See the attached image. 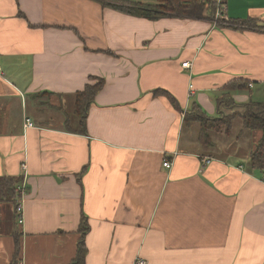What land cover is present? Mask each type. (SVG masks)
I'll return each instance as SVG.
<instances>
[{
  "label": "crops",
  "instance_id": "0c3cea01",
  "mask_svg": "<svg viewBox=\"0 0 264 264\" xmlns=\"http://www.w3.org/2000/svg\"><path fill=\"white\" fill-rule=\"evenodd\" d=\"M212 1L227 20L264 21V0ZM224 24L98 0H0V175L25 183L21 225L0 200V264H73L83 214L81 264H264V170L248 159L262 130L236 118L204 146L199 124L154 91L211 116L235 79L251 82L231 90L237 102L263 98L264 30ZM97 78L76 131L75 92Z\"/></svg>",
  "mask_w": 264,
  "mask_h": 264
},
{
  "label": "trees",
  "instance_id": "16d2710c",
  "mask_svg": "<svg viewBox=\"0 0 264 264\" xmlns=\"http://www.w3.org/2000/svg\"><path fill=\"white\" fill-rule=\"evenodd\" d=\"M102 5L115 7L125 13H131L141 17L150 19H158L162 16H182L200 18L214 13L216 8L215 1L212 0H155L153 3L139 2L135 0H98ZM236 29H263L264 21L258 18H247L239 21L234 18L224 24ZM104 78H97L96 82H89L82 90L75 92L74 114L79 118V127L76 131H86V116L89 110V104L94 100L97 92L103 87ZM250 81L247 79H235L231 81L225 88L228 90L225 95L218 98L217 103L220 105L219 113L216 116L209 115L202 110L199 104H193L189 110H184L174 95L164 88L155 89L158 94L166 95L170 102L183 112V118L186 123L197 122L199 124L198 139L202 145L213 146L214 137L219 134H230L234 126V120L240 118L242 122V130H262V136L258 139L257 145L248 154L249 165L253 169L264 170V97L260 100L250 98L246 102H237L231 95L233 89L250 88ZM264 87V84H263ZM221 106L224 109H221ZM229 109V112L225 111ZM217 135V136H215ZM21 179L12 175H0V200H13L15 208L22 198V190L20 191ZM25 190V189H24ZM17 223V222H16ZM89 228L86 215L81 217L80 232L81 237L78 242V256L73 264H81L85 260L87 253L85 232ZM16 250H18L19 238L17 233Z\"/></svg>",
  "mask_w": 264,
  "mask_h": 264
},
{
  "label": "built area",
  "instance_id": "2783aa9c",
  "mask_svg": "<svg viewBox=\"0 0 264 264\" xmlns=\"http://www.w3.org/2000/svg\"><path fill=\"white\" fill-rule=\"evenodd\" d=\"M218 2V1H217ZM218 4H219V6H220V8H221V11H222V6H221V3H219L218 2ZM223 13V12H222ZM215 20H217V19H215ZM218 21V20H217ZM183 66L184 67H186V68H188V67H190L191 66V62L190 61H186V62H184L183 63ZM0 71H1V67H0ZM189 89H190V93H192L193 91H194V89H193V83H191L190 85H189ZM26 124H28L29 126H33V124L34 123H32L31 121H29L28 120V122H26ZM203 160H204V162H205V165H206V163H211L212 161H213V158L212 157H205V158H203ZM164 162V165L166 166V167H168V168H170L171 166H172V164H173V161H171V159H166V160H164L163 161ZM24 167H26L25 165H23ZM20 191L22 190V193L24 192V189H25V183L23 182L22 184H21V186H20ZM16 212H17V214H16V217H17V223L18 224H21L22 223V221H23V209H22V202H18V205L16 206ZM136 262V264H146L147 262L144 260V259H142V258H137V260L135 261Z\"/></svg>",
  "mask_w": 264,
  "mask_h": 264
},
{
  "label": "rangeland",
  "instance_id": "374dc122",
  "mask_svg": "<svg viewBox=\"0 0 264 264\" xmlns=\"http://www.w3.org/2000/svg\"><path fill=\"white\" fill-rule=\"evenodd\" d=\"M216 3V8L214 9V13L212 14V17L214 18V20L215 19H217L218 21H220L222 24L223 23H226L228 20L225 18V17H223V13H222V11H221V8H220V6H219V4L217 3V2H215ZM256 88H255V91L257 92L258 90H260V89H262L263 87H262V85L260 84V85H256L255 86ZM264 96V95H263ZM262 96V97H263ZM240 121H241V119H240ZM236 131V130H235ZM9 203V202H8ZM10 205H11V203H9ZM10 207H14L13 205H11ZM14 209H15V207H14ZM13 208H12V217L15 215V214H17V212H16V210H14ZM16 221H17V217H16ZM21 225V224H20Z\"/></svg>",
  "mask_w": 264,
  "mask_h": 264
}]
</instances>
